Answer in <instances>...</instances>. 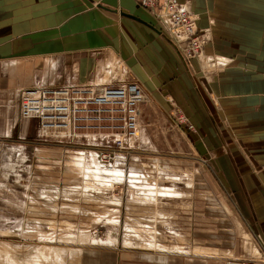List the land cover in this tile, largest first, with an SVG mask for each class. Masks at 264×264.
<instances>
[{"label": "rangeland", "instance_id": "374dc122", "mask_svg": "<svg viewBox=\"0 0 264 264\" xmlns=\"http://www.w3.org/2000/svg\"><path fill=\"white\" fill-rule=\"evenodd\" d=\"M82 1L0 0V57L7 58L2 67L10 73L13 62L19 64L18 80H11L43 77L59 85L64 81L55 83L54 76L68 75L72 67L80 72L77 62L87 54L81 42L88 32L104 28L96 17L106 19L90 4L94 0ZM159 4L150 10L158 11ZM162 19L190 69L192 81L183 76L186 87L173 54L152 55L157 60L149 61L137 54V69L131 71L111 45L90 49L88 83L133 81L143 90L139 134L125 142L133 153L119 155L137 158L127 162L133 178L126 182L119 160L114 170L101 162L99 153L117 148L105 128L61 137L24 119L17 122L21 134L6 136L0 150V264H264V222L259 223L264 213H250L246 202L255 206L248 190H227L213 164L226 157L227 144L243 145L240 134L228 133L212 84L226 72V59L218 60L224 55L204 46L212 45L207 31L198 40L190 35L181 40ZM45 40L59 42L57 53H74L52 56L37 49ZM205 56L217 60L213 70L203 66ZM144 168L154 175L146 178L154 189L139 171ZM204 235L211 238L203 241Z\"/></svg>", "mask_w": 264, "mask_h": 264}, {"label": "crops", "instance_id": "0c3cea01", "mask_svg": "<svg viewBox=\"0 0 264 264\" xmlns=\"http://www.w3.org/2000/svg\"><path fill=\"white\" fill-rule=\"evenodd\" d=\"M86 1L83 0L82 2ZM162 1L158 0L159 3ZM179 1L189 3L198 30L203 33L207 31L209 41L212 36V45H208L209 43L206 45L205 41L204 46L224 55L223 59H226V72L218 77L219 81L217 83L212 84L219 92V99L223 104L221 108L219 107V110L222 114L227 115L228 121L225 124L228 127V133L230 134V130L235 131L240 134L239 138L243 141V145L245 143L244 147L242 144H240L241 147L227 144L226 157H221V163L219 159L215 158L213 164L219 166L217 173L227 190H239V188L242 190L243 187L248 190L253 198L250 201L253 202L255 207H249L247 202L245 207L250 213L260 215V213H264V0ZM90 4L97 5L96 10L101 12L99 16L106 17L103 21L96 17V21H101L104 28L101 31L88 32L85 35L84 42H81L83 47L81 49L87 54L84 55V60L81 59L77 62L79 68H81L80 72L78 70V73L75 74L72 67L68 70V72L72 70L68 75L63 71L64 77L54 76L52 78L53 82L64 81L59 85L101 84L88 83L90 75L92 78L89 63L92 57L90 49L109 47L107 45L114 48L113 52L116 53L118 58L127 61L128 64L130 62V66L127 65L128 70L131 68L133 70L137 69V54H143L148 61L150 58L157 60L158 54L165 58H167L166 55L173 54L176 58L174 63L177 64L178 68L180 67L181 77L179 81L182 82V86H187L183 77L186 74L192 81L190 69L188 64L183 61L178 43H174L163 28L164 19L156 16L150 9L142 7L135 0H94ZM37 45V49L45 48L46 53H50L52 56L62 54V52L64 54L74 53V51L57 53V48L60 45L55 40H45V42ZM79 58H82V56H79ZM6 59L4 56L0 57V150L3 148V141H5L8 134L13 131L20 134L22 132V130L18 131V127L20 129L21 125L17 122L24 120L21 118L19 111L23 89L28 85L54 84L48 83L43 77L34 78L32 82L27 81L25 83L13 81L18 80L16 74H20L19 71L16 72L19 70L18 59L9 67L10 73H7L2 67V63ZM172 87L174 86L172 85ZM186 91H188L187 88ZM191 100L195 105L199 104L198 98L194 99L192 96ZM201 105L206 107L203 102ZM11 119L13 121L10 123ZM138 121H140V115ZM140 132L144 134L145 129L140 127ZM234 152L248 153L246 156L238 154V158H235ZM130 158L133 159L132 162L137 163V158L133 157L119 161L121 162L119 168L128 175L126 182L133 178L130 174L131 167L127 163ZM251 165L257 167L253 169ZM139 171L143 172L141 175L145 179L154 176L148 168ZM122 177V180H124V176ZM144 178L142 179L145 180ZM146 180L149 184L148 187H155L153 183H150L151 180L150 182L148 179ZM258 197H260L259 201L257 200ZM263 222L264 218L259 223ZM255 226L253 225V230L257 231L258 229L256 230ZM260 230L264 241V226ZM199 236L197 237L199 238ZM194 237L196 236L194 235ZM210 238L204 235L203 239H200L208 241ZM196 240L193 239V244L196 243ZM115 257L118 258L117 254Z\"/></svg>", "mask_w": 264, "mask_h": 264}, {"label": "built area", "instance_id": "2783aa9c", "mask_svg": "<svg viewBox=\"0 0 264 264\" xmlns=\"http://www.w3.org/2000/svg\"><path fill=\"white\" fill-rule=\"evenodd\" d=\"M135 1L147 9L154 8L157 3V0ZM157 9L155 15L170 22L169 29L173 28L170 32L180 28L186 33V39L190 35L195 40H198V35L203 34L196 26L195 16L188 2L163 0ZM204 34L207 35L206 32ZM173 38L179 43L177 38ZM143 95L142 88L133 81L33 85L23 89L19 111L23 119H36L42 132L51 131L58 136L62 135L61 137L90 132L92 129L109 130L117 148L113 153L105 150L99 154L106 170H114L115 163L120 161L121 156L133 153L132 149L126 148L125 142L130 143L139 134V104ZM102 121L111 123L104 126Z\"/></svg>", "mask_w": 264, "mask_h": 264}, {"label": "bare ground", "instance_id": "6f19581e", "mask_svg": "<svg viewBox=\"0 0 264 264\" xmlns=\"http://www.w3.org/2000/svg\"><path fill=\"white\" fill-rule=\"evenodd\" d=\"M176 31V33H174ZM175 31H172L177 37H180L181 38V40L182 39H185L186 38V33L182 30V29H180V28H178V29H176ZM203 60V66H209L210 68H209V70H213L214 68H215V65H216V62H217V60L215 59V58H212V57H210V56H205L204 58H202ZM218 59V58H217ZM218 60H223V58H220V59H218ZM208 70V71H209ZM94 84V83H93ZM50 133L51 134H56V133H54V132H51L50 131ZM60 136H62V135H60Z\"/></svg>", "mask_w": 264, "mask_h": 264}, {"label": "water", "instance_id": "95a60500", "mask_svg": "<svg viewBox=\"0 0 264 264\" xmlns=\"http://www.w3.org/2000/svg\"><path fill=\"white\" fill-rule=\"evenodd\" d=\"M160 174V173H159ZM161 177V176H160Z\"/></svg>", "mask_w": 264, "mask_h": 264}]
</instances>
